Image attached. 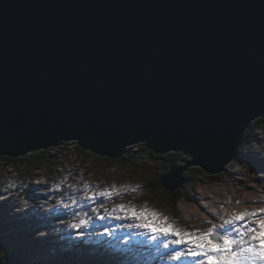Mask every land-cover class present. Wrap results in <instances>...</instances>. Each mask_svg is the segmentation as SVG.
<instances>
[{"label":"water","instance_id":"obj_1","mask_svg":"<svg viewBox=\"0 0 264 264\" xmlns=\"http://www.w3.org/2000/svg\"><path fill=\"white\" fill-rule=\"evenodd\" d=\"M258 117L264 0H0V156L146 142L192 157L161 178L174 191L187 165L220 173Z\"/></svg>","mask_w":264,"mask_h":264},{"label":"rangeland","instance_id":"obj_2","mask_svg":"<svg viewBox=\"0 0 264 264\" xmlns=\"http://www.w3.org/2000/svg\"><path fill=\"white\" fill-rule=\"evenodd\" d=\"M256 119L257 118L251 121L248 128L253 126L252 123H255ZM254 134L256 135L254 139H257V141L251 140L246 147L244 146V153L246 155L244 159L240 161L234 157L230 163L227 162L228 167L224 168L218 177H211L209 174H203L204 171L200 170V168H194L197 167L196 165L190 164L185 166L188 170H185L184 173L188 175L189 181L187 180L180 188L183 197L178 200L176 206L169 204V195L164 188L160 187L153 190L145 185V183L150 180L149 176L153 178L154 175L164 169L162 159H157V163H155V160H151L150 162L147 157H137L138 153L135 151L129 155L127 159L116 156L114 157V161H108L102 157L98 158L100 155L96 153L92 152L93 154H89L91 151L88 150H67V154L62 156V159L59 158V166L54 174L48 178L45 176L47 174L46 165L44 169L29 173V170H13L12 168H6L4 161L0 160V189H4V191L0 192V196H8V199L4 200V204L1 206V213H8V217L5 218L8 220H10L16 212L23 213L33 205L28 204V198L33 197L30 193L37 194V192L38 194L46 193L47 195L43 197L39 194L40 199L35 195L30 200L31 203H36L38 200L36 206H43V208L40 209H49L51 207L64 209L57 204L58 200L70 203L68 200L69 195H79V192L73 193L69 184H75L77 189H82L83 184L87 182L93 184L92 187L96 191L113 187L119 188L126 184L133 187L139 185V189L136 192L129 191L122 197L114 196L112 198V200H114V205L130 202L131 204L137 205L139 208L146 207L150 210H159L170 220H175L177 227L187 230H192L193 228L204 230L211 226L207 223V218H211L213 214L215 215L213 223H220L222 222L221 217L228 218L232 214H238L244 211L252 212L264 207V127L255 130ZM59 146H64V144H60ZM51 147L55 148L56 146ZM59 151H63V149L56 148V151L51 152L57 156L60 153ZM144 152L147 153L146 151ZM70 153H72V157H68ZM184 157L185 161H190L192 159L188 153H183L182 156H176L178 160ZM133 162L142 165L146 171L144 172L134 168L131 164ZM184 164L185 162L179 161L176 163V166L181 167ZM103 170L104 173L99 174ZM187 175L185 176L186 178ZM106 178L110 180L106 181ZM61 181H64L61 185L62 189L60 191H55L58 195L55 194L54 191H50L54 183L58 184ZM106 182L110 183V185H103L99 188L96 187ZM9 184L14 185V187L8 188ZM32 185L34 189L33 187L31 189ZM37 185L39 187H35ZM62 186L67 187L69 191L72 192H68V189ZM16 188L20 191V198L11 199ZM50 192L53 193V195ZM52 199L53 203L49 205L48 203H50ZM101 200L100 198V201ZM104 201L107 202V204L111 202L108 200ZM237 201L240 202L237 203ZM253 201H256V203H253ZM34 211H37V209ZM100 211H102L101 215H105L103 209ZM118 223H127V221L114 220V227ZM84 231L86 235L87 230ZM132 231L133 230H129L125 232L124 229H120L116 235L121 237L128 235L130 243L128 245L121 243L120 248H133L135 264H167L166 261L160 259L159 253H157L156 250H154V252L152 249L146 250L144 248L143 243L140 241L146 239L145 237L133 236ZM37 236L38 234L34 232V237L36 238ZM0 242L2 243L0 244V259H2L5 255V249L3 248L2 240H0ZM9 245L14 249L17 246L16 242H11ZM146 248L150 249L153 247L147 245ZM77 249V246L73 247V250ZM161 251H163V249H161ZM111 255L114 257V261L112 262H114V264H120V258L130 257L132 254L112 248ZM33 258L36 260V256ZM184 264H195V262L187 260Z\"/></svg>","mask_w":264,"mask_h":264},{"label":"snow or ice","instance_id":"obj_3","mask_svg":"<svg viewBox=\"0 0 264 264\" xmlns=\"http://www.w3.org/2000/svg\"><path fill=\"white\" fill-rule=\"evenodd\" d=\"M224 167L227 168L228 164L225 163ZM63 183L64 181L54 183L50 191H60ZM12 187L14 185H8V188ZM69 187L73 193L78 191L75 184H69ZM138 189L139 185L133 187L126 184L119 188L96 191L85 182L78 196H68L70 203L58 200L57 204L66 210L74 206L84 209L88 202L94 205L91 207L94 216H90L88 211L72 212V221L69 222L68 227L73 230L74 236L70 239L83 238L85 231L82 230L89 229L93 219L127 221V223H118L115 227L97 226L103 229L102 232L97 233L98 236L111 238L105 242L109 247L132 254L130 257L120 258V264H135L133 248H120L121 243L125 245L130 243L128 235L123 237L116 235L120 229H124L125 232L133 230V236L145 237L146 239L140 242L151 244L159 253L160 259L167 264H184L187 260H192L195 264H264V207L252 212L232 214L228 218L221 217L220 223H213L215 218L213 214L211 218H207L210 227L204 230L199 228L187 230L177 227L175 220H170L159 210L139 208L130 202L115 204L111 209L103 202L97 203L100 198L111 201L114 196L122 197L129 191L136 192ZM2 191L4 189H0V192ZM0 199L5 197L0 196ZM101 209L105 215L100 214ZM100 242L94 241V243Z\"/></svg>","mask_w":264,"mask_h":264},{"label":"trees","instance_id":"obj_4","mask_svg":"<svg viewBox=\"0 0 264 264\" xmlns=\"http://www.w3.org/2000/svg\"><path fill=\"white\" fill-rule=\"evenodd\" d=\"M252 124L253 126L248 128L241 135L242 142L238 148L237 156V159L240 161L246 156L244 153V146L254 139L255 130L262 129L264 127V117H258L255 123ZM58 143L55 145L56 147L54 146L55 148L49 147L46 149L31 151L23 156L18 157L0 156V160L4 161V164H6V168L11 167L13 170H29V173L35 172L39 169H44L46 165V176L51 177L59 166V158L66 155L65 150H67V147H61L59 146L61 142ZM73 147L75 149L83 151V149L79 145H77V143H74ZM56 148L63 149L64 151H59V155L56 156V154L51 152L56 151ZM134 151L138 153L137 157H147L149 158L150 162L151 160H155V163H157L156 160L159 158L163 161L162 163L164 164V169L154 175L153 178L149 176L150 180L145 183L146 187L153 190L162 187L160 183L161 178L165 173H167L170 166L178 161L176 156H182L181 150L164 153L155 152L146 144V142H134L129 144L119 156H121V158L127 159L129 155H131ZM144 151H146L147 153H145ZM89 153L93 154L92 152ZM101 157L107 159L108 161H114L115 159L98 156V158ZM131 164L136 169L142 170L144 172L146 171L143 166L139 165L137 162H133ZM194 168L199 169L200 167L197 166ZM200 170L204 171L202 168H200ZM103 173L104 170L99 174ZM203 174L208 173L204 171ZM219 174L220 173L209 175L211 177H218ZM186 175L184 173V176ZM108 178H106L105 180L109 181L110 179ZM187 178L189 181L188 175ZM32 187L33 185L31 186V189ZM165 190L169 195V204L176 206L178 200L183 197L182 190ZM12 196L13 197L11 199L20 198V191L18 188H16V191ZM7 199L8 196H6L5 199H0V214L2 211L1 206L4 204V200ZM28 200H30V197L28 198ZM74 209H76L75 211L82 210L76 207ZM7 214L8 213H6L5 215H0V240H2L3 248L5 249V255L2 259H0L1 261H5L6 256L10 253H13L14 259L20 261V264H98L99 261L101 264H104V259L99 258L98 260V256L96 255V253L103 252L107 244L105 243L107 239L97 237V235L92 234L89 230H87V234L79 240L81 252L78 253L67 251L64 246H62L60 249L61 241L64 243L65 236H61V232L56 233V230L53 229L54 221L51 216L38 214L33 209L29 208L25 210L21 216L16 217V220H22V224L20 226L18 224V226H14L12 224L13 217H11L10 220L5 219L8 217ZM70 218L72 220V216ZM38 220L45 222V227L43 229L38 227ZM34 232L38 234L36 238L34 237ZM98 240L101 242L94 243V241ZM69 241L71 243V240ZM76 241L77 240H75V242ZM11 242H16L17 246L15 249L11 245H9V243ZM0 244L2 243L0 242ZM151 249L153 251L155 250L154 248H150L149 250ZM34 256H36V260L33 258ZM109 259L111 261H114V257H112L111 253Z\"/></svg>","mask_w":264,"mask_h":264},{"label":"built area","instance_id":"obj_5","mask_svg":"<svg viewBox=\"0 0 264 264\" xmlns=\"http://www.w3.org/2000/svg\"><path fill=\"white\" fill-rule=\"evenodd\" d=\"M74 143H76L74 140H70V141H63L61 144H64V146H61V147H67V150H69V151H73L75 148L73 147V145H74ZM67 150H65V154H67ZM64 151V150H63ZM62 151V152H63ZM73 155H72V153H70V155L68 156V157H72ZM64 159V158H63ZM8 168H11V167H8ZM46 176V175H45ZM47 178H48V176H46ZM91 186L93 185V184H90ZM103 185H110V183H108V182H106V183H103L102 185H97L96 187L97 188H99L100 186H103ZM35 187H39L38 185L37 186H35ZM63 187V186H62ZM63 188H65V189H68L67 187H63ZM33 189H34V187H33ZM62 189V188H61ZM82 189H78V191L77 192H79V194H80V191H81ZM55 192V191H54ZM68 192H72V191H69V189H68ZM51 193V192H50ZM40 194V196H43V197H46L47 195H46V193H39ZM39 194H38V192H37V194H33L32 196L34 197L35 195H37L39 198L38 199H40V196H39ZM52 195H53V193H51ZM55 194H57L56 192H55ZM58 195V194H57ZM61 195V194H60ZM67 195V194H66ZM68 196V195H67ZM78 196V195H77ZM102 200L101 201H98V202H103V203H105L106 204V206L107 207H109V209H111L113 206H114V200H112L111 202H110V204H107V202H105L104 200V198H101ZM67 200V199H66ZM37 202H38V200H37ZM36 202V203H37ZM36 203L34 202V203H30V204H33V205H31V206H34V208L35 209H37V210H39V211H41V212H44V211H47V210H53V209H57V210H61V211H68V210H66V209H62V208H58V207H51V208H49V209H40V208H43V206L42 207H37L36 206ZM53 203V199L51 200V202L50 203H48L49 205L50 204H52ZM82 203H84V202H82ZM86 204H91L90 202H88V203H86ZM75 207V206H74ZM102 212V211H101ZM63 221V223H61V221H55L54 222V224H53V229L54 230H56V233H60L61 231H65L66 233H68L69 231H73V230H71L69 227H68V224H69V222H71L72 220H71V218H68V219H64V220H62ZM62 233V232H61ZM69 235H71L70 233H69ZM73 236V235H72ZM72 236H66V239H64V243L63 244H65L66 245V243H70V241L69 240H71V242H75V240L74 239H70V237H72ZM101 256V254H99V257Z\"/></svg>","mask_w":264,"mask_h":264},{"label":"bare ground","instance_id":"obj_6","mask_svg":"<svg viewBox=\"0 0 264 264\" xmlns=\"http://www.w3.org/2000/svg\"><path fill=\"white\" fill-rule=\"evenodd\" d=\"M256 130H257V129H256ZM255 137H256V136H255ZM255 137H254V138H255ZM250 139H251V138H250ZM253 140H256V141H257V139H253ZM245 147H246V145H245ZM89 154H90V153H89ZM77 170H78V169H77ZM198 259H200V258H198Z\"/></svg>","mask_w":264,"mask_h":264}]
</instances>
